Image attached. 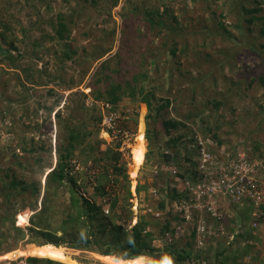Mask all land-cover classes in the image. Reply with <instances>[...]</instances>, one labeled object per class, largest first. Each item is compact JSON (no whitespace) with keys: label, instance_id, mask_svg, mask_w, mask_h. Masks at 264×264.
I'll return each instance as SVG.
<instances>
[{"label":"rangeland","instance_id":"374dc122","mask_svg":"<svg viewBox=\"0 0 264 264\" xmlns=\"http://www.w3.org/2000/svg\"><path fill=\"white\" fill-rule=\"evenodd\" d=\"M6 1L0 0V18L4 19L8 13L13 16V28L6 36L10 39V36L16 34L22 38V28L28 30L26 42L29 44L26 45L22 41L19 43L26 57L19 59L17 63L22 66L33 63L31 73L34 79L41 80V84L29 82L21 68L0 63V173L11 165L21 174L33 179L42 178L44 187L46 175L42 176L39 163L34 162L35 157H46L42 162L51 161V167H54L66 133L64 124L74 120L79 127L86 117L85 113L76 109V105L83 102L90 105L96 99L97 92L117 84L124 87L134 85L136 89L142 86L145 89V94H136V98L132 97L129 90H125L118 101L121 119L132 117L136 113L138 115L136 128L133 126L131 130V140L121 149L132 193L127 203L134 212L132 225L136 223L141 207H148L146 210L152 207L148 198L155 200L157 196L154 189L161 192L159 187L162 186L154 185L157 177L154 176L152 162L156 160V155L151 154L152 161L148 162L147 157L144 159L145 153L147 155L152 146L146 135L149 129L153 136L158 134L162 148L167 136L161 121L151 116L155 114V109H149L145 102L147 98L152 100L155 106L162 102V98L170 99L171 104L163 114L168 117H181L186 122L187 139L193 140L196 134L202 135L203 119H207L214 128L212 130L217 131L222 141V144L215 148L217 141L212 140L214 142L210 149L215 148V153H220V156L228 155V151L251 152L255 155L254 147L257 142L260 143L258 151L264 152V114L258 116L260 110L264 113V82L261 81V76H264V48L261 46L264 43V33L261 32V29H264V0H118L116 5H113L115 0H29L30 3L27 4L26 0H10V4ZM161 1L170 6V15L163 14V28H153L145 19L144 11L146 7L160 5ZM165 5L161 4V11ZM244 7L262 8L254 12L257 19L253 24L246 21L249 14L245 12ZM61 11L67 14L75 13L72 45L79 51L77 57L81 56L86 48L85 54L88 58L83 65L71 59L63 61L60 57L61 45L48 37L49 33L53 32L51 22L56 20V15ZM173 16L178 21H175ZM219 23H223L228 31ZM249 26H253V30H249ZM43 31L47 35H43ZM35 40L42 43L39 47L32 48L31 43ZM98 43L104 49L108 46L112 49L100 59H95V46ZM174 45L178 49L175 55L170 52ZM18 73H21L20 78ZM80 78L82 82L72 89H66L61 84V81L65 84L64 80L78 81ZM151 93L155 95L154 98ZM61 97L62 100L57 104ZM101 99H107L105 93ZM218 101L221 102L220 105H216ZM53 106L55 109L49 116V108ZM59 109L66 118V121L60 124L56 117ZM37 124L40 127L34 136L28 127ZM96 125H88L83 132L95 131ZM142 126L144 133H141L143 138L140 140L137 135ZM32 136L35 138L34 143L44 145L45 149L39 148L36 153L25 151L23 147L30 146ZM99 141H102L100 150L94 151L98 157L101 151L108 147L115 148L117 145V140H112L101 128L98 134L86 137L81 148L88 150L90 147H97ZM140 147H143V160L136 168V156ZM74 158H78L76 163L83 160L79 151H76ZM180 160L184 162V153L181 154ZM19 161L23 164L20 165ZM214 162L222 164L221 160L214 159ZM92 163L80 166L91 167ZM98 163L102 165L103 162L99 160ZM134 168L137 171L135 176H132ZM100 169V166L95 167L93 172ZM213 170L215 169L211 168L209 171ZM111 171L110 169V175L114 178ZM200 175H203L201 169ZM208 176L209 174L207 178ZM145 182L149 183L150 189L147 193L143 191L140 199L137 186ZM92 184H95L93 180ZM118 187L119 185L115 186V193L122 194L124 189L119 190ZM92 192L93 188L89 187L85 195L93 199ZM42 194L43 190L41 197ZM192 207H195L194 202L186 206L176 203L169 205L173 213L182 209L190 213ZM239 208L240 205L235 204L229 209L230 218L233 216V210ZM155 213L162 217L165 211ZM200 213L202 215L203 212ZM31 214L32 212L28 213L27 225L30 224ZM203 217L211 220L208 214L204 213ZM191 226L192 223L178 226L180 233L175 236L177 244L180 237H183L180 242L184 244L185 235ZM247 239L249 242L253 240L249 236ZM217 244L215 241L213 246L216 247ZM31 246L33 245L25 248ZM63 247L72 250L71 247ZM25 248L0 255V263L25 257L9 258V253H24ZM249 254L253 257L247 256L245 264H260L259 258H264L263 250L257 245H254ZM76 256L95 259L98 264H119L106 255L81 250L71 252L69 259L63 258L62 261L71 263ZM163 259L158 264H164ZM154 260L151 257L148 264H157Z\"/></svg>","mask_w":264,"mask_h":264},{"label":"trees","instance_id":"16d2710c","mask_svg":"<svg viewBox=\"0 0 264 264\" xmlns=\"http://www.w3.org/2000/svg\"><path fill=\"white\" fill-rule=\"evenodd\" d=\"M50 1L45 0L44 2ZM6 2L10 4L11 1L7 0ZM117 2L118 0L113 1V5H116ZM27 3L30 1L26 0ZM161 4L165 5L162 1ZM161 4L146 7L144 11L145 19L153 28H163L165 22L162 19L163 14L170 15V6L165 5L161 11ZM261 9V7H244L245 12L249 14L246 21L253 24L257 19L254 12ZM12 17L8 13L4 19L0 18V55H2L0 63L21 68V72L29 82L41 84V80L34 79V75L31 73V64L33 63H29L28 66L17 63L19 59L26 57V53L21 51L19 43L22 41L26 45L29 44L26 42L28 30L22 28V38L13 34L9 39L6 33L13 28ZM55 19L51 22L53 32L49 33L48 37L61 45L60 57L63 61L71 59L79 65H83L88 58L85 54L86 48L83 49V54L77 57L79 51L72 45V26L76 19L75 13L67 14L61 11ZM173 19L178 21L174 16ZM219 24L225 31H228L223 23ZM252 27L249 26V30H253ZM261 32L264 33V29H261ZM43 35H47V33L43 31ZM41 43L42 41L35 40L31 43V47H39ZM261 46L264 48V43ZM95 47H97L94 52L95 59H100L112 49L109 46L104 49L99 43ZM177 51L176 45L170 49L173 55ZM78 60L80 61L78 62ZM20 74H17L19 78ZM60 78L63 79V77ZM261 81L264 82V76H261ZM64 82L65 84L61 81V84L66 89H72L82 81L80 78L78 81L71 79L67 82L64 80ZM22 84L25 86L26 83L23 81ZM125 90H129L133 98H136V94H145V89L142 86L136 89L134 85L124 87L117 84L97 92L95 94L96 99L90 105L84 102L76 105V109L85 113L86 117L79 127L74 120L71 121L72 124H64L66 133L63 137L64 141L59 147L56 165L51 167V161L43 163L42 161L46 157L42 155L35 157L34 162L39 163L42 176L46 175L44 187H42V178L33 179L26 174H21L11 165L0 173V255L33 245L31 248H25L24 253L17 251L9 253V258L25 257L6 260L0 264L99 263L95 259L83 256L74 257L71 263L62 261L63 258L68 260L71 252L79 250L106 255L119 264H148L150 262L149 257H153L157 264L163 258L164 264H169V261L171 264H245V258L250 256L249 252L254 245L264 246V203L256 206L252 198H244L241 202L220 198L221 212L217 216L212 215L211 211L205 208L200 210L196 206L190 208V213H187L185 209L173 213V209H169V205L172 203L186 206L197 201L189 190L187 182L197 183L199 181L200 146H194L193 140L187 139L188 126L181 117H168L163 114L164 110H167L171 104L168 98L160 99L162 102L156 106L149 98L145 100L149 109L153 111L155 109V114H151V116L161 121L167 136V139L163 141L164 146L162 148L159 144L161 137L158 134L153 136L151 129H149L146 135L152 144L146 157L149 162L152 161L151 154L156 155V160L152 162L154 176L157 177L154 185L162 184L161 188L159 187L162 193L158 192V189H154L157 198L155 197V200L148 198L152 207L149 210H146L148 207H141L136 223L132 225L134 212L127 205L132 193L126 163L123 162L122 151L118 148L120 141H116L115 148L108 147L101 151L99 157L94 151L100 150L102 141L97 142V147H90L88 150L81 148L86 137L92 136L94 133L98 134L103 128L101 126L103 114L101 108L99 109L101 105L99 103L109 102L112 105H118V101L122 98ZM50 91L52 92V90ZM103 93L107 98L104 101L101 99ZM151 94L154 98L155 95ZM61 100L62 97L59 98L57 104ZM220 104V101L216 103V105ZM116 107L114 106V108ZM54 109V106L49 108V116ZM259 113L258 116L264 114L262 110ZM137 116L136 113L132 117H125L120 120L118 122L120 128L129 130H132L133 126L136 128ZM56 117L59 124L66 121L60 109L56 112ZM73 118L76 119L77 117L73 116ZM203 120V132H200L217 141V145L214 146L217 148L218 144H222V141L216 133L217 131L212 130L214 128L210 122L207 119ZM90 124L96 125L95 131L87 132L84 130L83 132V129ZM39 127L40 125L37 124L28 128L35 136ZM143 131L142 126L139 132L144 133ZM34 136L30 138V146L25 145L23 147L25 151L36 153L39 148L45 149L44 145L34 143ZM144 146L146 152L145 138ZM259 146L260 143L257 142L254 147L255 155L263 157L264 152L258 151ZM215 148L207 147V150H212V159L221 160L225 167H229L231 162L238 157L237 151L234 153L228 151V155L220 156V153H215V151L217 152ZM76 151H79L84 160L81 159L82 165L93 162L92 166L87 167V169L75 170L78 160V158H74ZM180 153H184L183 163L180 160ZM99 160L103 162L102 165L98 163ZM19 164L23 163L19 161ZM99 166L101 169L93 172L95 167ZM172 167L174 169L170 170ZM110 169L112 175L115 176L114 178L110 175ZM92 180L95 184H92ZM116 185H119V190L124 189L122 194L115 193ZM89 187L93 188V199L85 195V191ZM149 189L148 182L137 186L140 199L141 193L143 191L147 193ZM42 190L44 194L41 197ZM235 204L240 205V208L233 210V216L230 218L229 209L233 208ZM145 210L146 212H144ZM157 211H165V213L159 217V213H155ZM257 211H263V213ZM29 212L32 214L30 215V224L27 225ZM200 212H203L202 215ZM204 213L208 214L211 220L204 218ZM185 223H192V226L190 229V226L188 227L189 232L185 235L184 244L180 242L183 237H180L177 244L175 236L180 233L178 226ZM200 227L203 228V231L199 230ZM248 236L253 239L251 242L248 241ZM215 241L218 243L216 247L213 246ZM63 246L71 247L72 250L69 251L70 248Z\"/></svg>","mask_w":264,"mask_h":264},{"label":"built area","instance_id":"2783aa9c","mask_svg":"<svg viewBox=\"0 0 264 264\" xmlns=\"http://www.w3.org/2000/svg\"><path fill=\"white\" fill-rule=\"evenodd\" d=\"M114 106H117L114 108ZM103 114L101 126L112 140L120 141V150L131 140L132 132L120 128L121 119L118 105L105 102L101 105ZM209 140L197 136L194 146H200L199 169L202 175L198 176L197 183L187 182L189 190L197 200L196 207L211 211L212 215L221 212L220 198L241 202L244 198H252L256 206L264 203V159L252 157L250 152H239L229 167L224 164H215L212 153L207 150ZM79 166V165H78ZM211 168L215 170L209 171ZM207 170V171H206ZM209 174L207 178V174ZM205 173V174H204ZM263 213V211H257ZM203 231V228H199Z\"/></svg>","mask_w":264,"mask_h":264},{"label":"clouds","instance_id":"9594fccd","mask_svg":"<svg viewBox=\"0 0 264 264\" xmlns=\"http://www.w3.org/2000/svg\"><path fill=\"white\" fill-rule=\"evenodd\" d=\"M103 130V129H102ZM104 131V130H103ZM105 133H106V131H105ZM197 136H201V137H203V138H205V139H208L209 140V142H208V146L207 147H210V146H212L213 145V142H212V139L210 138V137H204V135L202 134V135H200V134H196L194 137V139H193V143H194V141L196 140V138H197ZM119 150H120V145H119ZM120 151H122V150H120ZM250 155L252 156V157H255V158H258V159H264V157L262 158V157H258V156H255V155H253L251 152H250ZM146 158V153H145V157H144V159ZM79 165V166H78ZM80 165H82L81 164V161L80 162H78V163H76V166H75V170H80V168L82 169L83 167H86L87 168V166H80ZM200 171V170H199ZM84 251V250H83ZM149 258H151V257H149ZM169 264H171L170 262H169Z\"/></svg>","mask_w":264,"mask_h":264},{"label":"bare ground","instance_id":"6f19581e","mask_svg":"<svg viewBox=\"0 0 264 264\" xmlns=\"http://www.w3.org/2000/svg\"><path fill=\"white\" fill-rule=\"evenodd\" d=\"M105 134H107V133H105ZM143 138V135L141 134V133H139L138 135H137V139H142ZM136 160H137V166H136V168L138 167V165L142 162V160H143V147H140L139 148V150H138V152H137V156H136ZM136 168H134L133 170H132V176H135V174H136Z\"/></svg>","mask_w":264,"mask_h":264},{"label":"crops","instance_id":"0c3cea01","mask_svg":"<svg viewBox=\"0 0 264 264\" xmlns=\"http://www.w3.org/2000/svg\"><path fill=\"white\" fill-rule=\"evenodd\" d=\"M264 246H261L260 248L262 249ZM263 252H264V248H263ZM249 257H253V255H250ZM260 260H259V262H260V264H264L263 262H264V258H259Z\"/></svg>","mask_w":264,"mask_h":264}]
</instances>
